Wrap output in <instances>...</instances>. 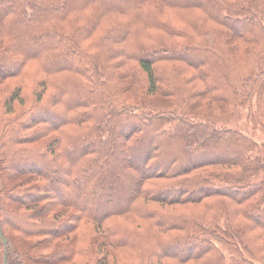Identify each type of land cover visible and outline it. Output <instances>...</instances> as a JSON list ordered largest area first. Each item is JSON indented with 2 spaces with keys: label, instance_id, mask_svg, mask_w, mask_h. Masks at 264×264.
I'll return each mask as SVG.
<instances>
[{
  "label": "trees",
  "instance_id": "obj_1",
  "mask_svg": "<svg viewBox=\"0 0 264 264\" xmlns=\"http://www.w3.org/2000/svg\"><path fill=\"white\" fill-rule=\"evenodd\" d=\"M241 107L264 128V0H0L7 264H264Z\"/></svg>",
  "mask_w": 264,
  "mask_h": 264
},
{
  "label": "rangeland",
  "instance_id": "obj_2",
  "mask_svg": "<svg viewBox=\"0 0 264 264\" xmlns=\"http://www.w3.org/2000/svg\"><path fill=\"white\" fill-rule=\"evenodd\" d=\"M255 106V104H254ZM255 111V115H254V119L255 122L250 121L251 119H249V110L241 107L238 109L237 114L234 116L233 119H231L230 121H228L226 124L227 126H229V128H233L239 131H242L245 134H249L252 138H254L259 147H257L255 150H253L251 152V156L252 157H264V128H262V117L257 113L256 110H252ZM135 161H139L138 158H135ZM2 175L0 174V192L3 189V182L4 180H2L3 178H1ZM6 179V178H5ZM264 179V171H261L258 175L256 176H252L250 177L251 182H258L260 180ZM16 181L13 182H8L6 181L5 187L8 186L12 187L15 184ZM115 204L118 203L116 201H114ZM4 203V199L0 194V208H2ZM10 209L16 208L15 204H11L10 205ZM19 210H23L24 208L22 207H18ZM7 232L8 234L17 237V233H15L11 228H7ZM36 239V241H35ZM40 239H44V236L40 237V238H32V239H20V238H16L15 239V245L17 246L18 249H20L23 253V255L25 256L26 259L29 260V257H34V260H30V264H47V262H43L41 259L42 255H48L51 252L55 251V249L59 248V246L63 243L56 241V242H50L48 244H41L38 243L40 241ZM5 246V245H4ZM3 246V241L0 239V264H5L4 261V257H5V253H4V249L5 247ZM220 248L222 249V251L225 254L226 257V261L225 264H245L246 260L248 259L247 255L244 254L243 252H239V250L230 245H226V244H220ZM38 257H40L38 259V262H36L35 259H37ZM54 264H59V263H54ZM62 264H73L72 261H67L65 263ZM257 264H262V263H257Z\"/></svg>",
  "mask_w": 264,
  "mask_h": 264
},
{
  "label": "water",
  "instance_id": "obj_3",
  "mask_svg": "<svg viewBox=\"0 0 264 264\" xmlns=\"http://www.w3.org/2000/svg\"><path fill=\"white\" fill-rule=\"evenodd\" d=\"M0 236H1V238H2V240H3V242H4V245H5V247H7V240L5 239V237L3 236V234H2V230H1V227H0ZM4 261H5V264H7V256L5 255V257H4Z\"/></svg>",
  "mask_w": 264,
  "mask_h": 264
}]
</instances>
